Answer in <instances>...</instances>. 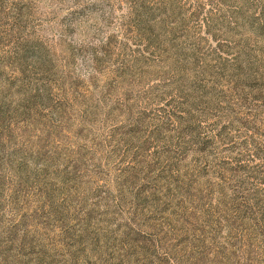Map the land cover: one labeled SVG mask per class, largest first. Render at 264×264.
Returning a JSON list of instances; mask_svg holds the SVG:
<instances>
[{
    "label": "rangeland",
    "instance_id": "1",
    "mask_svg": "<svg viewBox=\"0 0 264 264\" xmlns=\"http://www.w3.org/2000/svg\"><path fill=\"white\" fill-rule=\"evenodd\" d=\"M245 1L0 0L20 120L0 264H264V0Z\"/></svg>",
    "mask_w": 264,
    "mask_h": 264
},
{
    "label": "trees",
    "instance_id": "2",
    "mask_svg": "<svg viewBox=\"0 0 264 264\" xmlns=\"http://www.w3.org/2000/svg\"><path fill=\"white\" fill-rule=\"evenodd\" d=\"M245 2L248 3L249 1L246 0ZM255 19H257L258 21H255ZM255 19H250V23L248 24V26H250V30L264 33V21L261 19L259 20L258 18ZM243 24L245 25L246 23ZM40 49V44L34 41H27L26 43L18 44L16 50H14L15 53L10 56L12 58V61L9 62L10 64H14L15 66L22 67L23 65H25V62L28 59L37 57L38 50ZM181 54L182 53H180V55ZM5 62H7L6 59L5 61H0V163L2 160H5V156L10 161H15L13 159V154L16 153V149L11 148L10 145L14 137V127L17 123L20 122V120L18 119V109L12 106L11 101L7 102V99L1 96V93L3 92L2 84L7 85V78H9L6 71V67L8 66V64H6ZM18 91H21V89H18ZM38 92V89L35 90V94H37ZM27 94L32 95V93ZM16 198V196L12 197L13 200H16Z\"/></svg>",
    "mask_w": 264,
    "mask_h": 264
}]
</instances>
